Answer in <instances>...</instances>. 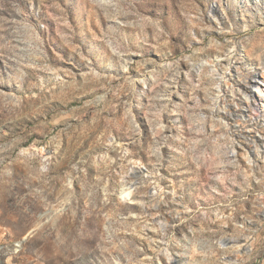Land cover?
<instances>
[{"label": "rangeland", "instance_id": "rangeland-1", "mask_svg": "<svg viewBox=\"0 0 264 264\" xmlns=\"http://www.w3.org/2000/svg\"><path fill=\"white\" fill-rule=\"evenodd\" d=\"M253 82L264 0H0V264H264Z\"/></svg>", "mask_w": 264, "mask_h": 264}, {"label": "bare ground", "instance_id": "bare-ground-1", "mask_svg": "<svg viewBox=\"0 0 264 264\" xmlns=\"http://www.w3.org/2000/svg\"><path fill=\"white\" fill-rule=\"evenodd\" d=\"M251 85H252L253 89L250 90L251 91L250 95L252 97H254L255 93L257 92L258 97L261 99V105H260L259 113L264 114V89H263V85H261V83H259V82H253ZM253 90H255V91L252 93Z\"/></svg>", "mask_w": 264, "mask_h": 264}, {"label": "water", "instance_id": "water-1", "mask_svg": "<svg viewBox=\"0 0 264 264\" xmlns=\"http://www.w3.org/2000/svg\"><path fill=\"white\" fill-rule=\"evenodd\" d=\"M245 241H246V239H243L241 241H239V240H233L231 242H225V241H223V242H221V246L224 247V248H226L227 246H230L232 244L238 245V243L241 244V245H244Z\"/></svg>", "mask_w": 264, "mask_h": 264}]
</instances>
